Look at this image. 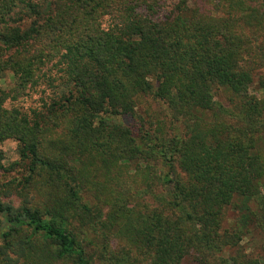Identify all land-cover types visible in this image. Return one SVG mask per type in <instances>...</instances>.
<instances>
[{
	"label": "trees",
	"instance_id": "16d2710c",
	"mask_svg": "<svg viewBox=\"0 0 264 264\" xmlns=\"http://www.w3.org/2000/svg\"><path fill=\"white\" fill-rule=\"evenodd\" d=\"M162 6L0 0V264H264V0Z\"/></svg>",
	"mask_w": 264,
	"mask_h": 264
},
{
	"label": "rangeland",
	"instance_id": "374dc122",
	"mask_svg": "<svg viewBox=\"0 0 264 264\" xmlns=\"http://www.w3.org/2000/svg\"><path fill=\"white\" fill-rule=\"evenodd\" d=\"M179 0H161V7L162 12L165 13V11H170L171 8L178 2ZM188 3L190 5H202L211 8L212 7V0H188ZM257 80L256 83L253 86L252 91L254 93H257L259 96L263 97L264 96V88H260V84L258 83L260 77L264 75V68L258 69L257 70ZM12 80V76L10 74L6 75V78L2 81L4 85H7V83H10ZM224 90L220 91L219 95L225 96ZM41 93L37 91H30L29 94L20 97L16 101H11V104L19 105L22 106L23 108H30L34 107L37 104L41 103L40 100ZM164 107L160 105L157 101H155L152 97H147L144 98L142 103L140 104L139 110L141 112L146 113L147 117L149 115H158L163 117V110ZM0 148L4 149L5 152L7 153V156L9 157L10 160H15L19 158V153H18V146L17 142L14 140H8L5 141L4 143H0ZM6 175L0 174V182L8 178ZM241 213L235 209L234 206H230L226 209L225 212V217L223 221V227L227 228L230 227L231 224L239 222V217ZM262 245H263V239L262 235L258 234L257 232H253L252 235H249L243 240L242 246L246 248V250L255 256H261L262 254ZM94 264H112L107 261L100 260L99 258L96 259ZM183 264H199L197 261L194 260L192 256H187L183 260Z\"/></svg>",
	"mask_w": 264,
	"mask_h": 264
}]
</instances>
